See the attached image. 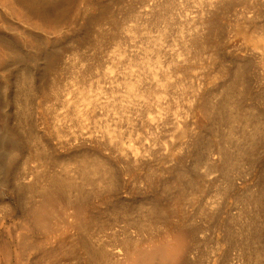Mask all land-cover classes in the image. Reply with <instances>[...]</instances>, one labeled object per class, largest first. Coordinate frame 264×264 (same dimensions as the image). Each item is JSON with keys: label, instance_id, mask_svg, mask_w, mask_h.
<instances>
[{"label": "bare ground", "instance_id": "bare-ground-1", "mask_svg": "<svg viewBox=\"0 0 264 264\" xmlns=\"http://www.w3.org/2000/svg\"><path fill=\"white\" fill-rule=\"evenodd\" d=\"M70 1L73 2L72 0H70ZM70 1L69 0H41L39 2L38 0L37 1H35V0H19L18 2H20L21 7H23L22 3L26 4L25 6L28 5V7L30 8L29 11L31 10L32 13L34 12L35 14L41 13L40 15L43 14L45 17L47 16V19H48L49 17H51V16H49V14L52 15L53 12H57L58 10H59L58 11V13H59L60 9H62V6L67 2L69 4ZM208 1H210V0H208ZM220 1H222V0H220ZM74 2H75V0H74ZM215 2H216V4H218L217 0ZM133 3H135V1H133ZM220 3L222 4V2H220ZM68 4H66V5H68ZM130 4H129V6L134 5V4L133 5H130ZM221 4H219V5H221ZM70 6H71V4H70ZM214 6H215V4H214ZM216 6L218 9V5H216ZM103 7L104 6H102V8ZM64 8H66V7L64 6ZM70 8H72V6ZM70 8H69V10H71ZM106 8H107V6H106ZM219 9H220V7H219ZM64 10L65 9H63V11ZM66 10H68V8ZM104 10H106V9L104 8ZM27 11H28V8H27ZM107 11H108V9H107ZM214 11L218 12L219 10H214ZM212 12L213 11L211 10V13ZM27 13L28 12H26V14ZM32 13H30V14H32ZM65 13H66V11H65ZM68 13H70V11ZM100 13H102V12H100ZM62 14H63V12H62ZM103 14H104V11H103ZM214 14L216 16L217 13L215 12ZM43 15H42L41 19H46V18H43ZM78 15L79 14H77L75 16L77 17ZM96 15H97V13H96ZM96 15H94V17ZM35 16H37V15H35ZM38 16H39V14H38ZM71 16H72V13L69 17L71 18ZM100 16H104V15H99V17ZM66 17H67V15H66ZM53 18H54V20H55V18L61 19V14L59 17L56 16ZM89 18H91V17H89ZM202 18L200 20H202ZM206 18L208 19V17H206ZM67 19H69V18H67ZM98 19H100V18H98ZM116 19H118V18L116 17ZM119 19H118V21L121 20V19L120 20ZM215 19H216V17H215ZM63 20H66V19L64 18V19H62V21ZM203 20H204V18H203ZM51 21H53V20H51ZM110 22H111V20H110ZM204 22H205V20H204ZM36 23H38V22H36ZM42 23H43V21H42ZM111 23H113V21ZM201 25L203 26L202 23H201ZM113 26H111V27H113ZM195 32L197 33V31H195ZM114 33H115V31H114ZM191 37H193V36H190V38ZM188 38H187V40H188ZM197 39L199 40V37ZM187 40H185V41H187ZM189 42H191V41L189 40ZM195 42H191V43H195ZM163 43H164V41L162 42V44ZM197 43H198V41H197ZM187 44H189V43H187ZM163 45H165V44H163ZM159 47H160V45H159ZM159 47H158V49H159ZM160 50L161 49H159V52H160ZM162 52H161V54H162ZM8 57L9 56H7V58ZM5 58L3 59V62H4ZM173 58H171V59H173ZM185 58H186V56H185ZM13 59H14V57H13ZM175 59H174V61L176 62ZM177 59H178L177 61L179 63L180 58H177ZM186 59L183 61L188 60V59L187 60ZM14 60H19V58H16ZM29 61H30V57L27 60H26V58H24L22 62H23V64H25L24 62H29ZM33 61H34V59H33ZM157 61L155 60L154 62H157ZM1 62H2V60H1ZM8 62H6V63H8ZM35 62L38 63L37 58L35 59ZM100 62H101V60H100ZM154 62H152V64H151L152 66H154L153 65ZM29 63H31V61ZM162 63L164 64V62H162ZM178 63H177V65L179 66L181 63L180 64H178ZM158 64H159V61H158ZM156 65H157V63H156ZM181 65H183V64H181ZM8 68H10V67H8ZM28 68L30 69V67H28ZM96 68L98 69V65ZM157 68H156V70H158L160 67L158 69ZM154 69H155V67H154ZM243 69H245L244 66H243ZM160 70H161V68H160ZM165 70H167V67ZM26 72H28V71H26ZM157 72H155V73H157ZM161 72L159 71L158 73H161ZM164 72H167V71H164ZM168 72L170 73V71H168ZM238 72L244 73L245 71L241 70ZM155 73L153 72V74H155ZM241 73H235L236 74L235 75L236 77L234 76L235 80L233 79L234 84L239 82V80L242 81V79H243L242 76L245 73L243 75ZM8 74H11V71L10 72L8 71ZM157 74H155V77H157L156 76ZM163 74L161 73V75H163ZM11 75H13V73ZM35 75L36 74H34V72H32V70H31V72H28V74L24 76V81L22 79V81L24 83L23 87H25V90H26V99L25 100L29 99L30 92H33L35 90V87L37 86V85L35 86V83H37V82H35V79H36ZM158 75H160V74H158ZM169 75H171V73ZM195 77H194V79H195ZM133 78H136V83L134 82V80L132 81V79H130L128 90H129L130 95H132L134 98H137L139 100H137V102H134L132 100H130V101L132 102V105H134L136 107L137 111L140 114L139 118L136 120L137 122H135L134 124L136 125L139 122H143L144 125L149 129V131L154 127L155 128L158 127L160 125V123H162V125H163V123L165 124L166 120H164V119H167V118H164V116L167 113L169 114L170 113L169 111L164 112V114L162 116H160L159 119H157V117H155V116L151 117V115H149L150 112H149V114H147V113L143 114V116L141 113L149 111L150 108L156 102V100L160 102L161 107H166L163 105L165 102L164 99L166 97L164 98V96H162V93H161V95H159L160 93L158 94V93L154 92L156 90V88L153 91V88L151 87L150 84H149V86L147 83H146L147 85H145V83H144L145 79L143 78L142 73H138V74L136 73V77H133ZM166 78H169V76H166ZM239 78H241V79H239ZM159 79H157L158 80L157 82L155 81L158 85L160 83H162V82H160ZM162 80H163V78L161 79V81ZM190 80L192 82L193 79H191V77H190ZM7 81H8V79H7ZM167 82L171 83L172 81L171 82L167 81ZM177 82L178 81H176L175 84H178L180 82V80L178 83ZM172 83H174V82H172ZM163 84L166 85L165 82ZM180 84H182V83H180ZM193 84H194V82H193ZM5 85H8V84H5ZM227 85H229V83ZM235 85H237V84H235ZM100 86L102 87V85H100ZM166 86H164V90H165ZM233 86L231 85L230 89H229V87L226 86L227 90L225 92V95H223V96L220 95V96H222L221 99L217 98L218 99L217 101H214V102L210 101L211 106H210L208 111L206 108L207 106L205 107L203 105L204 109L206 108V111L208 112V114H210V117L212 118V120H211L212 123L210 125L209 135L206 137H202V136H200V134H202V132L200 131L199 133L194 135V138L192 139V141H191V137H189L186 142L182 141L181 144H179L177 150H179V153H181L182 149L185 148V146H184L185 143L187 145V143L189 142L188 146H187L188 148H186L187 150L186 151L184 150L185 152L181 153V157L178 160H177V158L179 156H178V151H177V155L175 153V155L177 157H175V155H174V157L171 158L172 163H170V164L168 162H167L168 164H164V162H163L160 165V164H156L152 161V159L157 158L159 155L162 157H167V158L169 157L168 150L167 151L163 150V148L160 147L162 144L160 145L158 143L159 147H157V145H155L156 143H148V140H147L146 144L137 145L136 142L134 143L133 140L135 138H137V139L140 138V140H141L142 137L140 136V137H135L134 139H130L131 141L129 142V144L127 141V144H128L127 145L124 143V141L122 142V136L120 135L122 133L123 129H121L122 131L120 129L118 131L117 127L112 126L114 128H111V125H110L109 127L106 126L107 131L103 130L104 134L101 133V135H99L98 131L95 130L98 134L96 136L94 135L96 137L95 139L93 138L94 136L92 137L93 139H91V137H88L89 135L86 136L90 132L91 133L93 132V131H90L93 129V127L89 130L90 132H88L87 134L83 133V131H85V129L87 127L81 128L80 133L78 135L80 138V142L78 144H76V146H73L76 148L75 152H73L74 149H73V151H68L66 154L63 153V151H62V153L65 154V156H66L65 157L66 160L63 159V163H65L64 161H66L65 166H62V164H63L61 161L62 158L60 159V154H62L61 153L62 149L59 150V148L55 145V147L53 146L54 147V149H52L53 151L50 152V150H49L48 146H46V144L41 146L39 143L40 146L38 147V149L41 151L38 153L40 156L39 157L40 159H38L39 161L36 160L38 162V164L34 165L35 162L34 163L31 162V163H33V165L29 164L28 167L26 165L27 168L26 169L24 168L25 170H23V171L21 170L22 172L19 173V171H20L19 169H23L21 167L19 168L20 165L18 166L19 160H21L23 158V156H25L24 152L26 151V148H27L26 144L27 143L24 144L25 141H23L22 137L18 136L16 134L17 132L15 133L14 130H16L15 129L16 126L14 127V130H13L10 127L11 125L5 124V122L7 121V119H6V121L3 123L5 125L2 126L3 128L0 130V202L1 203L3 202L0 205V264H191V263L194 264L196 261L198 262L201 259H202V261H204L203 260L204 257L208 258L207 259L208 263L205 262L206 260L204 261L206 264H234V263H232L234 259L232 260V257L230 258V255H231L230 252L231 251H224L222 253V251H223L222 250L221 253L219 254L217 252L219 249H217V251H216L215 250L216 248L211 249V247L209 248L210 250H207V252L202 251V256H204L203 258H202V256H201V258L195 257L196 255H194L192 257V255H191L192 250H193V248L195 249V247H196L195 245H197V243L199 242V238L201 237V235H200V237H198L199 236L198 233L206 225L202 221H198L197 216L201 215L200 213H204L209 218L211 217V220L214 219V223L212 224L211 220L208 218L211 222V225L212 226L214 225L213 227L215 230L218 231L219 230L218 228H222V226H223L224 228H223V230L221 229L222 230L221 232L223 233V231H224L226 240L227 239H228L227 241L230 240L232 245H235V247H236V244H237V245H242V247H244V251L241 250L242 247L239 249L242 252H244V254L239 252V253L243 254L242 257L245 256L244 258L246 260L243 259L244 261H246L248 264L249 263H251V264H264V226L262 223L263 221H261L262 218L259 219L260 217H262L264 215V193H263L264 191L261 192V191H259V189H258V191L248 189L250 192L245 194L246 199L245 198L244 199L247 201L246 202L247 211L251 212L254 209V212L252 211L254 213V215L251 216V215L247 214V216H245V217H248V221L243 220V222H238V221H235L234 219H232L230 221H228L229 219L228 220L226 219L228 221V222L226 221L227 222L226 223L225 221L222 220L223 218L221 219V217L220 218L218 217V219H217L216 215L220 216V214H218L216 212L217 210H215L217 206L215 208L212 207V210L214 208L215 211H211V210H209L210 207L208 208V204L210 205L211 202H209L208 204H207V202L204 203L205 204L204 206L201 205V202H202L201 199H203L202 198L203 195H207L206 193H210L211 189H213L214 185H217L216 191H217V193H220L221 198L219 200H222L223 199L222 197L226 198V197H229L230 195L239 196L240 192L244 191V190H241L242 186H240L239 183H241L242 181L239 182L240 181L239 177L242 176L243 174L245 175L248 168H250V167H251V169L253 168V165L256 162V160L254 158H255L257 151L264 148V117H262L260 113H257V111L252 110L255 106L254 107L252 106L251 107L252 109H250L247 106L248 103L245 102L244 98L246 95H249L250 91L247 92V90H243L242 89L243 87L246 89V87L243 86V84H241V86H240V91L239 90L235 91V89H234L235 87L232 88ZM23 87H22V91L24 90ZM159 87L157 88L158 90H159ZM161 87H163L162 84H161ZM168 87H169V84H168ZM168 87L166 88V90L169 89ZM171 88H172V85H171ZM177 88H178V86H177ZM2 90H4V86H3ZM8 90L9 89L7 87L6 91H8ZM103 90H104V88H103ZM175 90L178 91L179 89H175ZM4 91H2V92H4ZM159 91H161V90H159ZM171 91H168V92H171ZM21 92L19 94H23ZM35 92H37V91H35ZM164 92L167 93V91H164ZM166 93H164V95L168 97V95ZM179 93L181 94V92H179ZM213 93H214V90H213ZM32 94H34V93H32ZM98 94H99V91L96 94L97 95L96 97H98ZM222 94H223V92H222ZM6 95H7V92H6ZM17 95H16V97H17ZM94 95H95V93H94ZM142 95H150V96L145 98V99H141ZM212 95H214V94H212ZM1 96L2 95H0V99H1ZM56 96L60 97V95H57V92H56ZM93 96H92V98H93ZM220 96H219V98H220ZM242 96H243V98H242ZM21 97H23V95ZM89 97L90 96H88V98ZM205 97H208L207 94ZM2 98H3V96H2ZM31 98H33V97H31ZM92 98H89V100L87 99V101H86L87 102L86 103L87 104V110L86 111H83L82 109H80V107H77L84 114V115L82 114L83 117L86 114L88 116L87 118H90L89 116L92 115L93 113L95 115L96 112H94V111L96 109H98L97 107L102 106L104 108L107 106L106 105L107 101L101 100L100 98L99 99H97V98L92 99ZM19 99H20V97H19ZM2 100H3V102H6V100L8 101V95L5 96ZM192 100H195V99H192ZM196 100H197V98H196ZM208 100H210V99H208ZM31 101H32V99H31ZM198 101H199V99H198ZM28 102H29V100H28ZM200 102H199V105L201 104ZM208 102H207V104H208ZM10 103H11V101H10ZM262 103H264V101ZM78 104H79V102L76 104V106H79ZM191 104H194V102L193 103L191 102ZM5 105H7V102ZM88 105L90 108H92V111H93L92 114H89ZM1 106H2V104H1ZM21 106L24 107V105L20 104V109H21ZM259 106H262V105L259 104ZM263 106H262V109H264ZM123 107H124V105H123ZM129 107H130V105H129V103H127L126 107H124V109H128ZM72 108H73V106H72ZM75 108L76 107L74 106V109ZM255 108H257V107H255ZM10 109H12V108H10ZM262 109H260V111ZM26 110H28V107ZM69 110L71 111V109H69ZM1 111H2V113H1ZM1 111H0V113L2 115L8 116L9 114L7 112H11L12 110L9 111V109H8V111H6V110H4V111L1 110ZM81 111H80V113H81ZM92 111L90 110V113ZM74 112H76V110H74ZM263 112L261 111V113H263ZM70 113L68 115L72 114V113L71 114ZM19 114H20V116L22 115L20 112H19ZM74 115H77V113H75ZM74 115L71 117L72 118L75 117ZM79 115H81V114H79ZM146 115H149V116H147V118H146L145 117ZM170 115H171V113H170ZM10 116H11V114H10ZM175 116H177V115H175ZM76 117H78V116H76ZM92 117L95 119V117H97V116H95V117L92 116ZM1 118H2V116H1ZM3 118H2V120H3ZM25 118H26V116H25ZM85 118H86V116H85ZM162 118H164V119L162 120ZM74 119L76 120V118H74ZM79 119L80 118H78V124H79ZM131 119L132 118H130V114H127L126 121H131ZM21 120H22V118H21ZM26 120L29 121L30 119L26 118ZM90 120H91V118L89 119V121ZM180 120H181V118L178 117L175 119V122H177L179 124ZM22 121H24V118ZM86 121L89 123L88 120H86ZM86 121L85 122L83 121L84 123L81 122L83 124L80 123V125L84 126ZM25 122L26 121H24V123ZM73 122L76 123L74 120H73ZM168 122H171V121H168ZM168 122H166V123L170 124ZM31 123H33V122H31ZM31 123H30V125H31ZM62 123H64V122H62ZM12 124H13V122H12ZM28 124H29V122H28ZM64 124H61V125H64ZM97 124H99V123H97ZM54 125H56V124H53L52 126H54ZM71 125H73V123L72 124L69 123L68 126H71ZM33 126H35L34 123H33ZM57 126H59V125H57ZM73 126H75V125H73ZM88 127H89V125H88ZM30 128H31V126H30ZM63 128L59 127V129H62V130H63ZM71 128H73V127H71ZM98 128H99V126L97 127V129ZM162 128H163V126H162ZM101 129H103V128H101ZM166 129H169V128H166ZM75 130L77 131L78 129H74L73 132ZM86 130H88V129H86ZM157 130H159V129H157ZM28 131L29 130H27V132ZM56 131H58V127H57ZM95 131L93 133H95ZM18 132H19V130H18ZM45 132H43V134ZM62 132H64V131H62ZM119 132H120V134H119ZM151 132H152V130H151ZM153 132H154V130H153ZM32 133H31V135H33ZM60 133H61L60 131H59V135L57 133V135L59 137H61ZM74 133H72V134H74ZM76 133H78V132H76ZM69 134H70V132L68 133V135ZM141 134L142 133H140L139 135H141ZM24 135H26V134H24ZM28 135L29 134H27V136ZM156 135H157V133H156ZM62 136L64 138V135H62ZM65 136H66L65 139H67V133L65 134ZM76 136L77 135L75 134V137ZM190 136H191V134H190ZM45 137H46V135L44 136V139H46ZM69 137H71V136H69ZM123 137H125V136H123ZM157 137H156V140H158ZM143 138H145V137L143 136ZM42 139H43V137H42ZM57 139L60 140V138H57ZM69 139H71V138H69ZM73 139H74V137L72 136V140ZM76 139H78V137ZM153 139H155V138H153ZM26 140H27V138H26ZM32 140H33V138H32ZM36 140H39V139H36ZM140 140H138V141L140 143H142L141 141L144 139H142L141 141ZM61 141L63 143V140H61ZM92 141H96L97 144L89 145L88 143H92ZM36 142L37 141H35V143ZM108 142L114 143L112 145L113 151L110 152L111 147H109L108 149H109L110 153L107 152L108 154H104V152L108 149H104L105 151L102 150V148H104V146H105L103 144H107ZM51 143H52V141H51ZM69 143H71V141ZM31 144H32V142H31ZM53 144H54V142H53ZM101 144L103 146H101ZM170 145H171L170 143L165 142L164 147H168ZM189 145H190V147H189ZM34 146H35V144H34ZM67 146H69V144ZM110 146H111V144H110ZM90 147H92V149ZM200 147H202L205 150L204 153L201 150L202 154H200V152H199ZM260 147H262V148L260 149ZM70 148H72V147H70ZM70 148L67 147V150L68 149L70 150ZM77 148H79V149H77ZM168 148H165V149H168ZM32 149H34V147ZM67 150H65V151H67ZM214 150H217V152H218L217 155H219V157L213 158L211 156V154ZM29 152H30V150H29ZM36 153H37V151H36ZM36 156H37V154H36ZM36 156H34V158ZM188 157H190V158L193 157V159L195 161L194 167H196V168L201 167L202 163L204 162V164L206 163L204 165V167L205 168L207 167L205 170L206 172H208L209 170H212V169H217V170H214V172L215 171L221 172V175H220L221 179H219V177H216V179L211 180V179L207 178V177H209V176H207V173L206 174H204L205 172L200 173L201 171H199V170H198L199 173H196L197 170H196V168H195L196 171L194 170V168L191 166L192 164L190 166L193 169L192 168L190 169L189 167L186 166L188 164V163L186 164V158H188ZM51 158H53V160H54L53 165H52V163L50 164ZM75 159H78L79 161H77ZM253 159L255 160V162H253ZM25 160H26V158L24 159V161ZM28 160H29V158H28ZM28 160H26V161H28ZM26 161L24 163H30V162H26ZM34 161H35V159H34ZM191 161L193 162V160H191ZM243 163H245L247 165V166H245L246 167L245 170H243L244 169ZM55 165H57V166H55ZM21 166H24V165H21ZM56 167H61V168H56ZM200 170H201V168H200ZM259 170H261V167L259 168ZM255 172L253 171V174H252L253 176H254ZM211 173H213V172H211ZM260 173L264 174V172H259V174ZM20 174H22L20 176V179L17 178V180L19 179V186L16 187L13 183V185L16 187L15 189H18L17 190L18 192L20 191L19 192L20 195L18 196V198L15 197L14 198L15 200H13L11 197H8V191L11 187H13V185H12L13 179H15L16 177H19ZM262 174H260V176ZM30 175L31 176L34 175V177L32 179H30L29 178ZM205 175L207 177H205ZM260 176H258V178ZM255 179L256 178H254V180ZM262 180H264V179L260 178V182ZM256 182H259V179ZM259 183H257V184H259ZM261 184H262V182H261ZM262 186H264V184ZM259 187H260V185H259ZM253 188H256V187L254 186ZM248 190H247V192H248ZM11 191L14 192L13 188L11 189ZM245 192L246 191H244V193ZM14 194H16V193L14 192ZM137 194H139L140 195L139 197L141 198L138 201L139 206H136L137 205L136 204ZM240 197H242V196L240 195ZM244 199L243 200H242V198L240 199V200H242V203H245ZM226 201L227 200H225V202ZM219 202L221 203V201H219ZM216 203L219 204L218 202H216ZM206 204H207V207H206ZM211 205H213V204H211ZM224 205L222 207H224ZM225 206H227V204ZM244 209H245V207H244ZM222 210H224V209H222ZM218 212H219V210H218ZM221 212H223V211H221ZM249 214H252V213H249ZM237 215L239 216V214H237ZM241 216L244 217V215H242V209H241ZM238 218H237V220H238ZM204 219H206V218L204 217ZM244 219H247V218H244ZM206 221H208V220H206ZM207 224L208 225L210 224L209 221L207 222ZM208 225H206V226L208 227ZM212 226H211V228H213ZM204 232H205V230H204ZM203 234L204 233H202V235ZM207 235L204 234V236H207ZM218 237L220 238V235ZM200 241H202V240L200 239ZM215 241H217V240H215ZM198 245H199V243H198ZM216 247H218V246H216ZM226 247H229V246L226 245ZM230 247H231V245H230ZM225 249L226 248H224V250ZM246 250H247V255H245ZM231 253H234V252H231ZM199 255H201V254H199ZM235 255L238 256L239 254L238 255L235 254ZM234 257L235 256H233V258ZM242 257L239 256V258H242ZM244 261L241 260V262H244ZM250 261H252V262H250ZM195 264H198V263H195ZM202 264H204V263L202 262Z\"/></svg>", "mask_w": 264, "mask_h": 264}, {"label": "rangeland", "instance_id": "rangeland-1", "mask_svg": "<svg viewBox=\"0 0 264 264\" xmlns=\"http://www.w3.org/2000/svg\"><path fill=\"white\" fill-rule=\"evenodd\" d=\"M2 1L3 0H0V95H2L3 98L8 95V101L6 100L7 105H5L6 102H3L2 100L3 98L1 96L0 111L1 110L8 111L9 109V111L12 110L13 112L12 111L7 112L9 115L4 116L1 114L2 113L1 111L0 130L3 128L2 126H4L5 124L11 125L10 127L13 130L14 127L16 126L15 127L16 130H14L15 133L17 132L16 134L22 137L23 141H25L24 144L27 143L26 144L27 148L25 151L26 153L24 152L25 156H23L22 158L23 160L22 159L19 160L18 166L20 165L19 168L20 167L23 168V169L18 168L20 170L19 173L25 170L29 166V164L33 165L34 162H35L34 165L38 164L36 160L40 159L39 158L40 156L38 154L41 151L38 149L40 145L42 146L46 144L50 152L53 151L52 149H54L55 145L59 148V150L62 149L61 153L63 151V153L66 154L68 151H73V149H74L73 152H75L76 148L73 146H76V144L80 142V138L78 135L80 133L81 128L87 127L86 129L88 130L85 129V131H83L84 134H87L90 131L94 132L96 130L98 131V134L101 135V133L104 134L103 130L107 131L106 128L109 127L110 125L111 128L117 127L118 131L119 129L120 130L123 129L124 132L121 130L122 133L120 134L119 132V134L122 136V142L124 141L125 144H127V141L129 144V142L131 141L130 139H134L135 137H140V136L142 137L141 140L142 139L144 140L141 141L140 138L138 139L135 138L133 140L134 143L136 142L137 145H144L147 143V140L148 143H156L155 145H157V147H159V144L160 145L162 144L160 147L163 148V150L166 151L168 150L169 157L167 158L159 155L157 158L152 159V161L160 165L163 162L164 164H168V163L170 164L172 163L171 158L174 157L175 153L177 155V151L179 156L177 158L178 160L181 157V153L187 150L186 148H188L187 146L189 142L187 143V145L185 143L184 145L185 148L182 149L181 153H179V150H177L179 144H181L182 141L186 142L189 137H191V141H192L194 135H196L200 131L202 132V134H200V136L202 137H206L209 135L212 118L210 117V114H208L207 111L211 106V102L221 99V97L225 95V92L227 90L226 88L229 87L230 89L231 85L232 86L234 85L232 88L235 87L234 88L235 91L236 90L240 91V86L241 84H243V86H245L246 89L244 87L242 89L247 90V92L250 91L249 95H246L244 98L245 102L248 103L247 106L250 109H252L251 108L252 106L257 107V108L254 107L252 110L257 111V113H260L261 116L264 117V112H263L264 109H262V106L264 105V103H262L264 101V0H229V1L217 0L218 4H216L215 2L216 0H210V1L208 0H173V1L172 0H75V2L74 0H72L74 3L69 0L70 3L69 4L68 2L65 3L62 6V9H60L59 13L58 10L57 12H53L52 15L49 14V16H51L48 18L49 20L47 19V16L45 17L43 14H42L43 18L46 19H41L42 18V15H40L41 13L35 14L34 12L32 13L31 10L29 11L30 8L28 7V5L25 6L26 4L22 3L23 7H21L20 2H18L19 0H4L3 2ZM38 1L40 2L41 0ZM133 1H135V3H133ZM220 2H222V4ZM66 4H68L69 6ZM70 4L72 8H70L71 7ZM129 4L130 5L134 4V5L129 6ZM216 5H218V9ZM64 6L66 8H64ZM102 6L104 7L102 8ZM67 8L68 10H66ZM69 8L71 10H69ZM104 8L106 10H104ZM63 9L65 10L63 11ZM211 10L213 11L212 13ZM214 10H219V11L217 12ZM69 11L70 13H68ZM26 12L28 13L26 14ZM29 12L32 14H30ZM215 12L217 13L216 16L214 14ZM71 13L72 16L70 18L69 16L71 15ZM60 14H61V19L55 18L54 20L53 17L56 16L59 17ZM77 14L79 15L76 17L75 15ZM94 15H96L97 17L96 16L94 17ZM99 15H104V16L99 17ZM116 17L118 19L120 18L121 20L119 19L120 21H118ZM202 17L204 18L205 22ZM206 17H208V19ZM64 18L66 20L62 21V19ZM201 18L202 20H200ZM110 20L111 22L113 21V23H111ZM200 22L203 24V26L201 25ZM195 31H197V33L198 32L201 33L200 34L198 33L199 34L198 35ZM190 36H193L191 37L192 39L190 38ZM198 37L199 40L197 39ZM189 40L191 42H195V41L196 42L191 43L189 42ZM163 41H164L163 44L165 45L162 44ZM158 47L159 49H161L160 52ZM7 56L9 57L7 58ZM185 56L188 60L185 58ZM13 57L14 59L19 58V60H14ZM27 57L28 58L30 57L31 63H29L30 62L29 61V62H24L25 64H23L22 62L23 59L26 58L27 60L28 59ZM35 57L38 59V63L35 62L36 59ZM4 58L5 60L3 62ZM177 58H180L179 63L177 61L178 60ZM154 59L156 61L159 59L158 60L159 64L158 61L154 62L155 61ZM174 59L176 60V62L174 61ZM185 59L187 61H183ZM5 61L6 62L9 61V62L6 63ZM152 62L155 63V64L153 63L154 66L151 65ZM162 62H164V64ZM183 62L186 63L184 64ZM177 63L178 64L181 63L183 65L180 64L178 66ZM97 65H98V69L96 68ZM155 65L158 68L160 67L161 70L160 68L158 69ZM243 66L245 69H243ZM28 67H30V69ZM166 67L167 70H165ZM156 68L158 70H156ZM239 68L242 71H245L244 72L245 74L243 72L242 73L238 72L241 71ZM31 70L32 72H34V74H36L35 82L37 83H35V86L36 85L37 86L35 87V90L33 92H30L31 95L29 94V99H28L29 102H28V100H25L26 90L25 87H23L24 85L23 81H24V76L27 75L28 72H31ZM8 71L9 72L11 71V74L13 73V75L8 74ZM157 71L158 72L162 71L161 73L164 74L161 75V73H158ZM168 71H170L171 75H169L170 73ZM153 72L154 73L157 72L160 75L155 73L157 74L156 75L157 77H155V74H153ZM136 73L137 74L142 73L143 78L145 79L144 80L145 85L148 84L149 86L150 84L151 87L153 88V91L156 88L154 92L158 94L160 93L159 95H161L162 93V96H164V98L166 97L164 99L165 102L163 104L166 107H161L160 102L156 100V102L150 108L149 111L141 113L142 116L143 114L145 113L149 114L150 112L149 115H151V117L155 116L157 117V119H159L160 116L164 114V112L169 111L171 115L170 113L169 114L167 113L164 116V118L167 119L162 118V120L164 119L166 120V122L171 121L168 122L170 124H167L165 122V124L163 123L162 125V123H160L159 125L160 127L158 126L156 128L154 127L155 129L154 128L151 129L152 132L151 130L149 131V129L144 125L143 122H139L136 125L134 124L135 122H137L136 120L139 118L140 114L137 111L136 107L132 105V102L130 100L137 102V100L139 99L134 98L132 95H130L128 88H129L130 79H132V81L134 80V82L136 83V78H133L136 77ZM235 73H241L242 75L244 74L242 76L243 77L242 81L239 80V82L235 83L238 86L233 83L236 77ZM165 75L169 76L171 80L169 78H166ZM190 77L194 81L192 80L191 82ZM162 78L163 80L161 81ZM157 79H159L160 82L162 83L159 82L160 84L158 85L156 83L158 81ZM231 79L234 80L232 81ZM175 80L178 82L180 80V82L179 83L177 82L178 84H175L176 82ZM167 81L170 82L172 81L174 83L171 82L172 83L171 84ZM164 82L167 86L163 84ZM228 83L229 85H227ZM161 84L163 85V87H161ZM100 85H102V87ZM3 86L5 91L2 90ZM157 86L161 87V88L159 87V90H161L162 92L157 89L158 88ZM164 86H166V88L168 87L169 89L166 90L165 88L164 90ZM7 87L10 91L9 90L6 91ZM22 87L24 88L23 91H22ZM175 89H179V90L177 91ZM2 91H4L5 93ZM98 91L99 94L98 97H96ZM164 91H167V93ZM20 92L23 94H19ZM56 92L57 95H60V97L56 96ZM179 92H181V94ZM164 93H166L168 97L165 96ZM206 94L208 97H205ZM16 95L18 98L16 97ZM22 95L23 97H21ZM88 96H90L89 98H92L93 96L92 99L100 98L101 100L107 101L106 107L104 108L102 106L97 107L98 108L96 109L97 111L96 110L94 111L96 112L95 115L92 111V108H90L88 105L89 114L93 113L92 115L89 116L91 118L90 120L91 122L89 121L90 118H87L88 116L86 114L85 116L87 119L85 118V116L83 117L84 114L80 110V109H82L83 111L87 110L86 101L87 99L89 100ZM149 96L150 95H142L141 99H145ZM76 102L77 103L79 102L78 104L79 106H76L77 104ZM191 102L192 103L194 102V104H191ZM199 102L201 103L200 105ZM127 103H129L130 107L128 109H124ZM20 104L24 105L25 108L21 106L20 109ZM259 104H261L262 106H259ZM203 105L205 107L207 106L206 107L207 111L206 108L204 109ZM26 106L28 107V110H26L27 109ZM74 106L76 107L75 109ZM9 107L12 109H10ZM77 107H80V109ZM69 109H71V111ZM260 109H262L261 111L263 113H261ZM74 110H76V112H74ZM90 110L92 111L91 113ZM19 112L22 114L21 115L22 117L20 116ZM69 113L71 115H68ZM75 113H77V115H74ZM10 114L12 117L10 116ZM127 114H130V118H132L131 121H126ZM73 115L75 117L72 118L71 116ZM149 115H146L145 117L147 118V116ZM1 116L2 118L4 117L3 120ZM25 116L30 120L29 121L26 120ZM92 116L94 117L97 116V117H95L94 119ZM178 117L181 118L179 124L175 122V119ZM21 118L22 120L24 118V121L26 122L24 123V121H22ZM74 118H76V120ZM78 118H80L79 124H78ZM6 119L8 122L6 121ZM73 120L76 123H74ZM86 120H88L89 123ZM11 121L13 122V124ZM27 121L29 122V124ZM30 121L33 122L35 126H33V123H31ZM83 121L84 122L86 121L89 127L86 123L84 124V126L80 125V123ZM4 122L5 124H3ZM62 122H64L65 124ZM96 122L99 124H97ZM60 123L64 125H61ZM69 123L70 124L73 123V125L75 126L73 125L68 126ZM53 124H56L54 125L55 127L52 126ZM96 126L97 127L99 126L100 129L99 128L97 129ZM164 126L169 129H166ZM57 127H58V131H56ZM59 127L60 128L64 127V128L62 130L59 129ZM67 127L70 128L68 129ZM92 127L93 129L94 128L95 129L90 130ZM17 129L21 134L18 132ZM74 129H78V130L77 131L75 130L74 133L73 132ZM27 130H29L30 132L28 131L29 132L28 133ZM59 131L62 133V134L60 133L61 137L58 136ZM96 131L95 133L90 132L92 135L89 133L86 136L89 135L88 137H91V139L93 138L95 139L96 138L95 136L98 135ZM43 132L45 133L43 134ZM65 132L67 133V139H65L66 137ZM69 132L70 134L68 135ZM155 132L157 133V135ZM31 133L33 135H31ZM138 133L139 134L142 133V134L139 135ZM27 134L29 135L27 136ZM75 134L77 135L76 137ZM45 135H46L45 137L46 139H44ZM62 135H64V138ZM72 136L74 137L75 140L74 139L72 140ZM143 136L145 138H143ZM31 137L33 138L34 141L32 140ZM56 137L60 138V140L57 139ZM77 137L79 140L76 139ZM156 137L158 140H156ZM61 140H63V143ZM138 140H140L142 143H140ZM35 141L37 142L35 143ZM70 141L71 143H69ZM165 142L171 144L170 146H168L169 148L164 147ZM67 143L69 144V146H67L68 145ZM108 143L103 144L105 146L104 148H102V150L111 147L110 148V152H111L113 151L112 145L114 143L111 142L109 144ZM88 144L95 145L97 143L96 141H92V143H88ZM103 145L101 144V146ZM33 147L34 149H32ZM67 147L69 148L72 147V148H70V150L69 149L67 150ZM262 147H260V149ZM90 148L92 149V147ZM64 149L67 151H65ZM199 150H200L199 151L200 154H202V151L203 153L205 152V150L202 147H200ZM107 152L110 153L109 149L106 150L104 154H108ZM63 153L60 154V159L62 158L61 160L62 163H63V159H65L66 157L65 154ZM217 154H218L217 150H214L211 156L213 158L219 157V155ZM176 155L175 157H177ZM34 156L36 157L34 158ZM25 158L26 160H28L29 158L30 161L29 160L28 161L25 160V161L30 163H24ZM254 159L256 160L257 163L255 162ZM254 159L253 162H255V164L253 165V168L252 169L251 167L248 168L245 175L243 174L242 176L239 177L240 180L239 182L242 181L241 182L242 184L239 183L240 186H242L241 190L246 191L245 193L244 191L240 192V195L242 197H240V195L239 196L230 195L229 197L226 198L222 197L223 199L219 200L221 197H220V193H217L216 191L217 185L213 186V189H211L210 193H206L208 196L203 195L202 197L203 199H201L202 201L201 205L204 206L205 205L204 203L207 202L208 204L209 202H211L210 205L211 204L213 205L210 206L208 204V208L210 207L209 210L211 211L217 210L216 212L220 214V216L216 215L217 219L218 217L219 218L221 217V219L223 218L222 220L225 222L228 219H229L228 221L234 219L235 221L243 222V220L248 221V217H245L247 216V214L251 216L254 215L253 213L254 209L252 210L253 212L247 211V205H246L247 201L245 200L246 199L245 194L249 193L250 192L249 190L251 189L256 191H258L259 189V191L261 192L264 191V186H262L264 184V180L261 181L262 184L260 182V178L264 179L263 176L264 174L260 173L262 174L261 176L259 174V172H264V148L257 151ZM75 160L79 161L78 159ZM191 160H193V162ZM53 162L54 160L53 158H51L50 164L52 163L53 165ZM64 162L65 163H63L64 165L62 164V166L66 165V161ZM194 163L195 161L193 157L186 158V164H187L186 166L189 167L190 169L193 167L195 170L196 167H194L195 166ZM205 164L203 162L202 163L203 167L201 166L196 168L197 170L196 173H199L198 172L199 170L201 171L200 173L202 172H205L204 174L207 173V176L209 177H207L206 175L205 177L211 180L216 179V177H219V179H221L220 177L221 172H216V171L214 172V170L217 169H212L206 172L205 170L207 167L206 168L204 167ZM21 165H24L25 167ZM243 166H244L243 170H245L246 169L245 166L247 165L243 163ZM260 167L261 170H259ZM56 168H61V167H56ZM210 171L213 173H211ZM253 171L254 172L256 171L254 176L252 175ZM21 175L22 174H20L19 177L13 179L12 185L14 183L16 187L19 186V179ZM30 176H29L30 179L34 177V175L31 177ZM258 176L260 177L258 178ZM17 178L19 179L17 180ZM254 178H256L255 179L256 181H258L259 179L260 183L256 182ZM14 185L8 191V197H11L13 200H15L14 199L15 197L18 198V196L20 195L19 194L20 191L18 192L17 191L18 189H15L16 187ZM254 186L256 188H253ZM12 188L16 194H14V192L11 191ZM139 196L140 195L137 194V202H136L137 205L135 204L136 206H139L138 201L141 199ZM236 197L239 198L237 199ZM241 198L242 200L245 198L244 199L245 203H242V200H240ZM225 200L227 201L225 202ZM219 201H221V203ZM216 202H218L219 204H217ZM2 203L0 202V205ZM224 204L225 205L227 204V206H225ZM223 205L224 207H222ZM212 207L214 208L216 207V209L214 210L213 208L212 210ZM244 207L246 210L244 209ZM241 209H242V215H244V217L241 216ZM200 214L201 215L197 216L198 221H202L206 225H208L207 222L209 221L210 224L208 225L209 228L205 225L206 228L204 227L202 229L203 231L202 230L199 231L200 234L198 233L199 235L198 237H200L201 235L198 242L199 245L197 243V245H195L196 246L195 249L193 248L195 252L192 250L191 253L192 257L196 255L195 257L201 258L202 251L207 252V250H210L209 248L211 247V249L216 248L215 249L216 251L217 249H219L217 251L219 254L221 253L222 250H223L222 253L224 251L234 252V253L230 252L231 254L230 258L232 257V260L234 259L232 262L234 264L237 263L248 264L246 261H244L246 260L244 258L245 256L242 257V255L244 254V252H242L244 251V247H242V245H237V244L236 247L235 245H232L230 240L229 241H227L228 239L226 240L224 231L223 233L221 232L224 228L223 226L222 228H218L219 229L218 231L215 230L213 227L214 225L213 226L211 225V222L212 224L214 223V219H212L213 220L212 221L211 217L210 218L207 217L204 213H200ZM237 214H239L240 217ZM203 216L206 219H204ZM231 216L234 217L232 218ZM235 216L237 218L239 217L238 220ZM263 217L264 215L259 219L261 218L263 219V220L261 219V221H263L262 223L264 226ZM208 218L211 220V222ZM210 225L213 228H211ZM207 228L211 230L209 231ZM202 233L208 235L204 236V234L202 235ZM219 235L220 238L218 237ZM200 239L202 241H200ZM215 245L218 247H216ZM226 245H228L229 247L231 245V247L232 246L233 247L232 248L230 247L231 248L230 249L229 247H226ZM224 248L226 249L224 250ZM240 248L242 251L239 250ZM235 254L237 255L239 254V255L236 256ZM245 255H247V250L245 251ZM233 256L235 257L233 258ZM239 256H241L242 258H239ZM203 257L204 256H202V258ZM207 259H208L207 257H204L203 260L204 261L206 260L205 262L208 263ZM236 260L237 261L239 260L240 262L239 261L237 262ZM241 260L244 262H241ZM204 261H202L201 259L198 262L196 261L195 263L202 264L203 262L204 264H206Z\"/></svg>", "mask_w": 264, "mask_h": 264}]
</instances>
